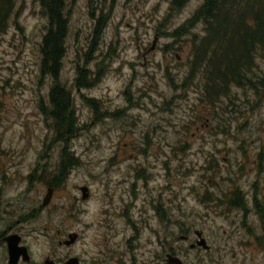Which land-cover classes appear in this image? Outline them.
<instances>
[{
	"label": "rangeland",
	"instance_id": "obj_1",
	"mask_svg": "<svg viewBox=\"0 0 264 264\" xmlns=\"http://www.w3.org/2000/svg\"><path fill=\"white\" fill-rule=\"evenodd\" d=\"M171 3L67 0L70 28L59 82L72 93L79 123L67 145L56 139L43 109L54 85L41 76L47 19L39 0H16L0 36V204L11 205L10 213L0 214V224H33L32 238L39 242L35 251L42 255L50 241L44 237L58 239L61 231L82 235L77 246L61 254L81 253L87 261L106 245L103 238L128 252V240L137 236L141 263L164 264L174 248L185 264H198L204 254L180 241L186 231L193 236L206 231L218 250L226 245L223 229L241 224L235 213L214 208L202 195L229 188L233 173H254L255 159L264 149V90L232 86L227 96L211 100L199 76L187 80L193 36L169 35L202 0H190L180 12L172 11ZM101 15L108 16V23L95 39ZM193 31L203 34L200 26ZM256 63V72L264 77V58ZM79 69L96 79L90 88H77ZM65 147L77 164L65 178L59 175L63 181L56 185ZM136 173L149 177L148 187L142 180L137 192L144 198L149 189L150 198L161 201L167 213L166 219L139 224L138 233L123 211L129 184L135 182L128 174ZM85 186L95 196L91 201L82 199ZM50 190L52 199L45 206ZM165 238L170 243L163 247L158 242ZM231 255L229 251L225 263H232Z\"/></svg>",
	"mask_w": 264,
	"mask_h": 264
},
{
	"label": "trees",
	"instance_id": "obj_2",
	"mask_svg": "<svg viewBox=\"0 0 264 264\" xmlns=\"http://www.w3.org/2000/svg\"><path fill=\"white\" fill-rule=\"evenodd\" d=\"M189 2L172 0L171 10L180 12ZM39 3L48 22L40 48L41 76L54 82L49 93V106L43 105V109L46 119L53 123L56 139L68 145L69 139L78 131L79 123L72 93L59 82L70 28L67 0H39ZM15 9L16 0H0V36L6 33ZM107 17L101 15L98 19L95 39L103 35ZM199 26L202 35L194 34L193 30ZM169 36L178 39L193 36L192 65L187 80L199 76L200 82L204 83L206 76L211 100L220 95L227 96L232 86L264 90V77L256 72V62L264 58V0H202L192 17ZM78 74L81 76L76 80L77 88H90L96 81L83 69H79ZM72 159L65 147L60 166L63 176L73 166ZM55 179L53 182L60 183L58 178Z\"/></svg>",
	"mask_w": 264,
	"mask_h": 264
},
{
	"label": "flooded vegetation",
	"instance_id": "obj_3",
	"mask_svg": "<svg viewBox=\"0 0 264 264\" xmlns=\"http://www.w3.org/2000/svg\"><path fill=\"white\" fill-rule=\"evenodd\" d=\"M203 84L204 93L208 98L209 85L206 76H204ZM71 161L73 166L77 164L75 163L76 158L73 157ZM254 164L257 168H254L253 174L246 172L233 173L227 179L229 188L224 189L223 186H220L217 192L210 195H202L205 202L211 203L215 206L214 208L219 207L224 212L235 213V218L241 224H230L229 231L223 229V237L221 239L226 245L218 250L211 243L210 234L206 231L197 230L194 232L195 236L192 235L190 230L186 231L187 233L180 237V241L188 245L190 251H200L204 254L202 262L198 264H227L225 262H228L226 256H229V251L232 253L229 258L232 261L231 264H264V149L259 152ZM62 173L63 170L60 167L57 176L60 182L63 181L59 179V175L63 176L64 173ZM66 176L67 174L63 178ZM127 179L135 180V182L129 184L132 188L129 193L130 200L123 210L127 224L131 225L136 233H138L139 224H149L156 217L158 219H166L165 206H161L162 202L157 201L153 196L150 198L151 192L149 189L146 190L148 194H145L144 198L142 194L137 192L139 183L142 180L146 182L145 185L148 187L149 177L145 174L136 173L128 174ZM56 185H60V183H56ZM85 187L88 188V197L82 199L84 201H91L95 196L91 188ZM50 191L51 197L49 202L53 195L52 190ZM137 202H141L140 207L137 206ZM5 206L6 208H4ZM10 206L9 204H5L4 206L0 204V214L4 211H7L5 213H10ZM136 217L137 220L135 219ZM0 221H2L1 216ZM169 222H171V218L168 215ZM18 223L16 224L12 220L6 224H0V264H128L127 256L129 252L131 253L129 255L132 260L131 264H153L139 262L137 252L141 248L135 246L139 244L140 240L136 238L137 236H133L128 240V252L114 248L111 242H109V238H103L106 245L99 252H95L94 256L87 261L82 257L81 253H74V255L70 253L61 254L62 250L77 246L82 239V235L76 232L65 233L66 235H64L61 231H58L60 234L58 239L53 236L44 237V239H49L51 242L47 241L45 243L48 245V252L42 255L44 252L39 249V252L35 251L39 242L36 241V238H32L34 231L32 228L33 224H27L26 220H18ZM62 225L66 226L67 224ZM197 232H200L201 237L197 236ZM172 239L176 241L175 237ZM230 240H233L232 243H230ZM200 241L203 242L202 245H198ZM148 243L153 244L151 239ZM169 243V238H165L164 241L159 240L158 242L163 247ZM49 248L50 250H48ZM180 249L182 250L183 248ZM139 255L140 252L138 253ZM214 256H219V258H214ZM155 258L160 259V256L157 255ZM173 259H179L180 264H185L178 257L176 250L170 248L169 252L166 253L163 263L178 264Z\"/></svg>",
	"mask_w": 264,
	"mask_h": 264
},
{
	"label": "water",
	"instance_id": "obj_4",
	"mask_svg": "<svg viewBox=\"0 0 264 264\" xmlns=\"http://www.w3.org/2000/svg\"><path fill=\"white\" fill-rule=\"evenodd\" d=\"M82 192H83V198L84 199H86L87 197H88V194H87V192H88V188H86V187H84V188H82ZM50 196H51V191H49V194H48V196H47V198L45 199V201H44V205H47L48 203H49V199H50ZM197 236L198 237H201V234H200V232H197ZM203 244V242H198V245H202ZM175 259H173V261H174ZM178 264H180V260L179 259H176L175 260Z\"/></svg>",
	"mask_w": 264,
	"mask_h": 264
}]
</instances>
